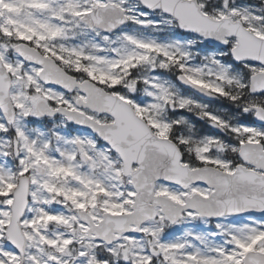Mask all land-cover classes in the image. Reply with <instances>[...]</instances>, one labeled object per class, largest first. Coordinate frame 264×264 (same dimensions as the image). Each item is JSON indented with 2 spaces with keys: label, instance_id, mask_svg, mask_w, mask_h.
I'll return each instance as SVG.
<instances>
[{
  "label": "snow or ice",
  "instance_id": "obj_1",
  "mask_svg": "<svg viewBox=\"0 0 264 264\" xmlns=\"http://www.w3.org/2000/svg\"><path fill=\"white\" fill-rule=\"evenodd\" d=\"M0 264H264V0H0Z\"/></svg>",
  "mask_w": 264,
  "mask_h": 264
}]
</instances>
